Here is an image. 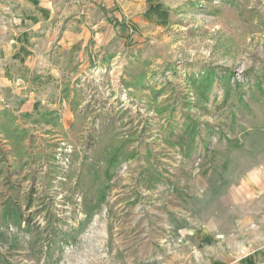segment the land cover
I'll list each match as a JSON object with an SVG mask.
<instances>
[{
	"label": "rangeland",
	"instance_id": "1",
	"mask_svg": "<svg viewBox=\"0 0 264 264\" xmlns=\"http://www.w3.org/2000/svg\"><path fill=\"white\" fill-rule=\"evenodd\" d=\"M76 5L56 23L110 7L109 40L0 85L2 105L41 103L0 108V264H159L177 211L264 164V0Z\"/></svg>",
	"mask_w": 264,
	"mask_h": 264
},
{
	"label": "crops",
	"instance_id": "2",
	"mask_svg": "<svg viewBox=\"0 0 264 264\" xmlns=\"http://www.w3.org/2000/svg\"><path fill=\"white\" fill-rule=\"evenodd\" d=\"M66 1L69 4H61ZM79 1L0 0V85H8L12 75L22 72L49 69L48 76L56 77L65 50L84 44L95 31L96 45L109 40L112 29L106 17L110 7L90 23V28L77 18L73 31L56 23V15L72 14ZM22 89L15 92L22 93ZM25 95L27 98L15 106L18 113L41 106L34 91ZM11 102L5 100L4 105L11 107ZM4 105L0 103V108ZM239 174L222 186L215 185L212 197L201 198L174 214L171 233L175 236L166 244L167 260L159 264H264V164ZM199 180V190H211L202 177Z\"/></svg>",
	"mask_w": 264,
	"mask_h": 264
},
{
	"label": "trees",
	"instance_id": "3",
	"mask_svg": "<svg viewBox=\"0 0 264 264\" xmlns=\"http://www.w3.org/2000/svg\"><path fill=\"white\" fill-rule=\"evenodd\" d=\"M5 114L9 115V111L6 110ZM11 201L13 202V205H12V207L10 209H8L9 210V214H10V218L15 219L16 222L27 221L29 223V221H30L29 218L26 217V215H23V213H22V210H23L22 207H21L22 205L20 203H18V202L14 203V201L12 199H11ZM31 204H32L31 199H29L27 201V204H26L27 206L24 205V207H26L27 209H30V208H32ZM51 228H55L54 225H52ZM54 239L55 238L53 237L52 240H54Z\"/></svg>",
	"mask_w": 264,
	"mask_h": 264
}]
</instances>
